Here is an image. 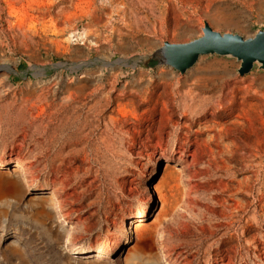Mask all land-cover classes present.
<instances>
[{
    "label": "rangeland",
    "instance_id": "obj_1",
    "mask_svg": "<svg viewBox=\"0 0 264 264\" xmlns=\"http://www.w3.org/2000/svg\"><path fill=\"white\" fill-rule=\"evenodd\" d=\"M206 21L253 36L264 0H0V192L22 176L0 199V264H264V158L252 179L226 138L264 99V69L146 65ZM223 95L232 119L191 124ZM52 193L64 217L41 213Z\"/></svg>",
    "mask_w": 264,
    "mask_h": 264
},
{
    "label": "bare ground",
    "instance_id": "obj_2",
    "mask_svg": "<svg viewBox=\"0 0 264 264\" xmlns=\"http://www.w3.org/2000/svg\"><path fill=\"white\" fill-rule=\"evenodd\" d=\"M177 83H178V80L176 78H173L172 85L174 86ZM173 92H174V89H173ZM192 93L193 91L190 89L182 96L183 104H184L183 106L186 109L183 116L187 117V119H188V116L192 114V111L194 109L193 107L195 105V103H192V104L189 103L190 99L195 98L194 96H193L194 98L190 97ZM224 98H225V95L221 96L220 100L211 104V106L207 110H205L203 113H201L198 117H191V124H197L201 121L208 123L212 119H218V118L226 119V121H229L230 119H232L234 117V106H235L234 104H232L231 106H228V105H223L222 107L221 105L220 107L218 106L219 102L221 103V101ZM262 100L261 101L259 100V103L254 104V106L249 105L250 109L246 113L244 131L242 134H237V132L235 131H232L226 134V138L228 139L240 140L242 144L240 149L244 150L247 154L246 158L244 159L245 161L243 162V163L246 162V166L245 165L244 166L247 167V172L250 174V177L252 179H257V180H258L259 170L256 168L254 163L259 162V160H262L264 158V101ZM238 152H239L238 149H231L229 153L226 155V160L233 162L235 165H238V162H237L238 161L237 157L239 155ZM19 167L24 168L23 164H19ZM241 169L243 168H235V173L239 174ZM153 173H154V169L150 172V175H152ZM5 176L9 180H8L7 187L5 188V191L0 192V199H4L8 195L19 192L21 190V182H22L21 175L7 173ZM40 202L43 206L41 213H43L44 216L46 215L50 216L51 214H54V213H56V215L59 218L65 216L62 211L63 203L53 193L48 195V197L43 198V201H40ZM47 204L49 207H47ZM228 205L229 204L227 203L224 204L225 207H227ZM136 228H137V225L135 229ZM63 232L67 234V240L70 241L72 229L70 228L65 229V230L63 229Z\"/></svg>",
    "mask_w": 264,
    "mask_h": 264
},
{
    "label": "water",
    "instance_id": "obj_3",
    "mask_svg": "<svg viewBox=\"0 0 264 264\" xmlns=\"http://www.w3.org/2000/svg\"><path fill=\"white\" fill-rule=\"evenodd\" d=\"M218 54L237 58L241 61L239 73H249L256 63L264 69V29L255 35L245 37L235 32L214 29L206 21L203 34L187 42L165 41L146 59L148 67L169 65L186 73L202 55Z\"/></svg>",
    "mask_w": 264,
    "mask_h": 264
},
{
    "label": "built area",
    "instance_id": "obj_4",
    "mask_svg": "<svg viewBox=\"0 0 264 264\" xmlns=\"http://www.w3.org/2000/svg\"><path fill=\"white\" fill-rule=\"evenodd\" d=\"M83 38H85V35H75L74 40H81L82 43H84Z\"/></svg>",
    "mask_w": 264,
    "mask_h": 264
}]
</instances>
